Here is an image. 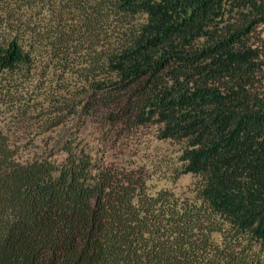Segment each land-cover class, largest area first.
I'll list each match as a JSON object with an SVG mask.
<instances>
[{
    "label": "trees",
    "instance_id": "1",
    "mask_svg": "<svg viewBox=\"0 0 264 264\" xmlns=\"http://www.w3.org/2000/svg\"><path fill=\"white\" fill-rule=\"evenodd\" d=\"M0 264H264V0H0Z\"/></svg>",
    "mask_w": 264,
    "mask_h": 264
},
{
    "label": "rangeland",
    "instance_id": "2",
    "mask_svg": "<svg viewBox=\"0 0 264 264\" xmlns=\"http://www.w3.org/2000/svg\"><path fill=\"white\" fill-rule=\"evenodd\" d=\"M193 183L194 180L191 177L187 176L183 177L178 183H176L174 186H170L169 188L180 196H190L188 192L190 191Z\"/></svg>",
    "mask_w": 264,
    "mask_h": 264
}]
</instances>
